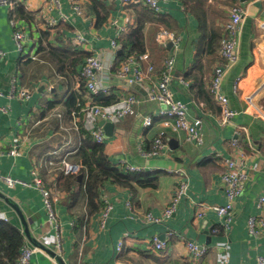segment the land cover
Listing matches in <instances>:
<instances>
[{"label": "crops", "instance_id": "1", "mask_svg": "<svg viewBox=\"0 0 264 264\" xmlns=\"http://www.w3.org/2000/svg\"><path fill=\"white\" fill-rule=\"evenodd\" d=\"M47 2L51 4V0H24L25 5L14 12L8 6L0 7V51L5 53L0 61V108L7 109V113L0 112V146L8 149L14 137L23 133L26 136L23 154L6 155L0 162V173L19 181L14 188L0 181V195L7 198L0 196V213L9 219V222L0 221V225L15 226L24 235V241L35 248V243L25 235L28 228L36 242L53 250L65 264H218L219 242L230 245L231 264H258L259 257L264 256V233L259 237L251 236L248 220L260 213L258 199L264 195V157L260 155L264 151V31L258 27L264 22V0H169L161 2L163 15L151 13L142 5L130 6L132 21L122 13L121 0H79L82 13L69 0H60V8L55 9L54 15L59 17L62 13L67 21L60 25L55 36H50L43 22L36 17L38 9ZM95 2L105 5V10ZM202 2L203 5H197ZM238 3L246 10L240 58L222 85V92L236 115L223 126L219 122L220 109L208 93V87L199 89L197 85L200 81L201 85L202 81L207 84L210 80L220 49L221 27L229 19L228 9ZM221 5L223 15L220 14ZM137 9H147L152 18L143 23L148 58L133 64L131 70L146 69L149 64L162 68L176 56L172 90L177 100L190 106V120L202 121L199 128L202 143L191 139L186 132L163 128L160 120L152 127L144 128V118L156 115L165 107L149 99L150 80L138 85L139 89L131 87L139 97L136 114L113 124V127L102 126L104 154L111 166L125 172H129L130 167H137L144 173L153 174L157 177V186L134 185L130 189L109 180L98 190L100 212L91 214L86 192L87 174L81 173L83 179L80 181L78 175L73 182L52 172L50 165V162L64 159L81 162L79 153L85 137L74 128L71 113L75 105L88 103L91 97L85 89L77 87L84 56L77 51L79 48L74 44V37L78 32L83 34L88 40L84 51H104L106 56L103 59L109 65L112 42L120 35L121 43L129 33L138 29ZM12 19L25 32L24 53L19 52L14 40ZM123 29L128 32L122 36ZM161 29L173 31L180 37L177 51L172 42L166 44L157 40ZM50 46L64 49L68 59L64 67L49 54ZM121 49L115 53L118 63L125 57ZM114 78L112 73L108 83L115 86L113 90L120 96L125 85ZM182 78L191 85L181 84ZM12 80L18 89L31 91L28 99L9 96ZM235 84L240 88L238 92L234 90ZM73 94L75 101L70 100ZM19 123L23 124L20 126ZM162 130L166 131L167 148L162 154L146 155L151 153L153 142ZM237 134L242 149L249 156V180L236 200L230 230L214 235L212 228L223 229V219L211 210L195 219L191 205L194 202L209 206L227 204L222 180L224 169L215 154L229 158L235 152L230 142ZM36 169L42 184L53 191L62 248L56 242V224L49 219L41 191L34 186L33 171ZM178 170L188 177V196L180 200L171 218L163 219L174 192L175 171ZM105 200L112 208L102 223ZM18 209L25 217V223ZM147 214L161 218L162 222L146 223L142 215ZM170 231L175 235L171 249L166 253L149 251L135 239L153 236L164 239ZM126 234L133 238L124 240ZM121 240L123 246L119 251ZM186 241L207 248L205 256L199 261L190 260ZM31 264L56 263L45 253L36 251Z\"/></svg>", "mask_w": 264, "mask_h": 264}, {"label": "built area", "instance_id": "2", "mask_svg": "<svg viewBox=\"0 0 264 264\" xmlns=\"http://www.w3.org/2000/svg\"><path fill=\"white\" fill-rule=\"evenodd\" d=\"M73 7L82 13V9L79 5V0H69ZM123 10L122 13L126 17H130L131 9L128 7L133 5H142L147 7L149 11L156 15H163L164 11L161 7V2H168L169 0H121ZM22 5H25L24 0H0L1 6H8L11 10H19ZM60 8V0H51L45 3L36 12V17L43 22L46 32H49L51 36L58 34L60 25L67 21L66 17L60 13L59 17L54 15L55 9ZM246 14L245 8L240 4L233 5L229 10V19L222 27V37L220 40V49L217 56V60L214 63L212 75L208 80V90L220 109L219 122L221 125H227L231 122L236 112L230 108L229 99L222 92V85L225 77L231 69H233L240 58V40L243 27V17ZM127 18V19H128ZM12 24L15 28L14 40L20 53H24L26 44V35L22 28H19L15 19H12ZM132 24V23H131ZM260 30L264 31V22L258 26ZM128 31L123 29L122 36ZM121 36L112 42L111 55L112 59L109 65L105 64L103 57L106 56L104 51H91L86 50L88 56L84 61L82 71L80 74L78 88L85 89L90 94V99L85 103L78 104L80 109L71 113L73 126L76 130L81 131L84 129L93 139L97 145L105 144V135L103 127L99 124L100 121L110 122L112 124H119L125 118L136 114V108L139 103V97L131 90L133 84L142 85L148 80L151 81V85L147 89V95L151 101L158 102L165 108L154 116H147L143 120L144 128L152 127L156 121L160 120V124L163 128L172 127L176 132H186L191 139H196L198 143H202V137L199 135V128L202 125V121L197 119L191 121L189 118L190 106L175 98V94L172 90V82L174 79V68L176 56L171 57L162 68H156L153 64H149L146 69L136 68L131 70L133 64L143 62L148 58L147 54H128L125 60L118 63L115 58V53L118 49L122 48L120 44ZM157 40L160 42L168 43L172 42L175 45L177 51V44L180 41V37L173 31L161 29L159 31ZM74 44L81 50L87 47L88 40L81 33H76L74 37ZM108 54V53H107ZM5 53L0 51V61L4 59ZM35 59V57H33ZM114 73L115 77L119 80H124L128 83V86L123 88V92H119L118 99L110 104L104 105L99 102L95 97H105L111 94L113 87L109 85L111 74ZM181 84L186 87L191 85L190 81L182 78ZM235 92L240 90L237 84L234 85ZM31 91L29 89H18L15 80H12L11 91L9 96L11 98H17L20 100H26L30 97ZM0 112L7 113L6 108H0ZM20 126L23 123H19ZM239 134V133H238ZM237 137L232 139L230 145L235 148V152L231 154L229 158L223 157L220 153H216L218 163H220L224 169L223 171V185L227 204L225 206L219 205H206L205 203L194 202L191 205L195 219L202 218L207 211H215L224 221L222 224L223 229L220 227H214L211 233L214 235L221 232H228L230 230V224L233 219L236 200L245 190L246 184L249 180V156L241 147V142ZM166 131L162 130L153 142V148L151 153H145L146 155H159L163 153V150L167 148V142L165 140ZM26 136L24 133L14 137L12 143L8 149H4L0 146V162L6 155L20 156L23 154V145ZM264 157V151L260 154ZM52 166V172H57L61 176H74L77 177L81 173L85 172V166L82 162L73 163L67 160H61L58 162H50ZM253 169H257V166H253ZM131 173H140L141 169L137 167H130L127 169ZM177 174V181L174 188L173 195L170 199L169 205L166 207L163 219L171 218L178 207L180 200L188 196L189 183L188 177L183 174V171H175ZM35 177V184L43 196L45 209L49 219L56 224L57 234L56 242L59 248L63 247V239L61 236V226L59 223L58 213L55 207V201L53 199V191L42 184V180L39 176L38 169L33 171ZM0 181L4 182L8 187L14 188L19 181L3 176L0 173ZM105 206L101 211L102 223L107 219V216L112 208V205L105 200ZM258 208L260 213L256 216H252L248 220V231L253 237H259L264 233V195L258 199ZM143 221L146 223H160L161 218L147 214L142 215ZM0 221L9 222V219L5 214L0 213ZM175 233L173 231L167 232L164 239L159 236H153L148 238H135L144 244V246L152 252L166 253L171 249V240ZM133 238L129 234L124 236V240ZM187 251L189 252V259L193 262L201 260L206 252L207 248L198 245L193 241L185 242ZM123 246V240L119 243V251ZM217 249L220 251L218 254V264H231L230 263V245L227 242L217 243ZM38 248H33L29 245L28 241H24L21 247L20 256L17 264H31L33 255ZM258 264H264V256L259 257Z\"/></svg>", "mask_w": 264, "mask_h": 264}, {"label": "trees", "instance_id": "3", "mask_svg": "<svg viewBox=\"0 0 264 264\" xmlns=\"http://www.w3.org/2000/svg\"><path fill=\"white\" fill-rule=\"evenodd\" d=\"M198 1V0H193ZM237 2V0H235ZM235 2V3H236ZM97 5V2H95ZM197 5H203L199 3ZM102 10H105V5H97ZM138 6V5H133ZM139 16V27L138 29H134L131 33H129L122 41V51L123 54L125 52V57L129 54H144L145 53V40L143 37V28L144 22L146 20L151 19V13L147 9L143 10H135ZM134 13V12H133ZM100 22V21H99ZM102 22V21H101ZM100 22V24H102ZM50 36L51 34L47 32ZM220 39H221V31H220ZM67 49V48H66ZM77 50V49H76ZM68 51V49H67ZM70 51V50H69ZM82 55L84 56V60L88 56L87 52L81 49H78ZM79 52V53H80ZM49 54L56 60L62 67L67 63V56L65 54L64 49H60V47H52L50 46ZM123 54L121 56H123ZM217 58V57H216ZM217 59H215L216 61ZM123 61V60H122ZM214 61V63H215ZM201 81L196 84L200 89L202 86L206 87V82L201 84ZM208 90V89H207ZM208 93L210 94L209 90ZM211 96V94H210ZM99 102H102L104 105H110L114 103L118 96L112 90L111 94L105 97H95ZM212 98V96H211ZM70 100H76V96L73 94L70 96ZM69 105H72V102H69ZM80 107L77 105L74 106V111H78ZM84 140L83 146L81 147V151L79 153L81 162L85 166V173L87 174L86 180V192L89 198V204L91 207V214L100 212V200L98 195L99 187L105 184L107 181H112L116 184H119L124 187H128L133 189L134 185L139 187H156L157 186V177L150 173H131L125 172L119 167L111 166L107 156L104 154V146L97 145L92 137L84 130H81ZM67 179H72L73 182H76V177L74 176H64ZM24 244V235L13 225L10 224H1L0 225V264H17L21 247Z\"/></svg>", "mask_w": 264, "mask_h": 264}, {"label": "water", "instance_id": "4", "mask_svg": "<svg viewBox=\"0 0 264 264\" xmlns=\"http://www.w3.org/2000/svg\"><path fill=\"white\" fill-rule=\"evenodd\" d=\"M121 53V52H120ZM117 82L119 81L122 85H125V86H128V83L124 80H119L117 79L116 77L114 78ZM133 88H136V89H139L140 87L138 86V84H133L132 85ZM100 125L103 126V125H106V126H110V127H113L114 125L110 122H105V121H101L100 122ZM78 179L81 181L83 179V176L82 175H79L78 176ZM2 198H4L5 200H7V198L3 195H0ZM9 203H13L11 201L8 200ZM16 208L17 205H15V203L13 204ZM19 213H20V216L21 218L23 219L24 223H25V217L23 216L22 212H20V210L18 209ZM25 235L27 236L28 239H30L31 241H33L35 243V246L36 248L39 249V251L45 253L47 256L50 257V259H52L56 264H65L64 260L58 255L56 254L53 250L51 249H48L47 247H45V245L39 243V242H36L35 239L31 236V233L29 232V229L26 228L25 229Z\"/></svg>", "mask_w": 264, "mask_h": 264}, {"label": "rangeland", "instance_id": "5", "mask_svg": "<svg viewBox=\"0 0 264 264\" xmlns=\"http://www.w3.org/2000/svg\"><path fill=\"white\" fill-rule=\"evenodd\" d=\"M231 7H232V6H231ZM229 10H230V8L228 9V11H229ZM223 11H224V10H223V7H222V5H221V8H220V14H221V15H223ZM224 23H226V21H225ZM221 28H222V27H221Z\"/></svg>", "mask_w": 264, "mask_h": 264}]
</instances>
